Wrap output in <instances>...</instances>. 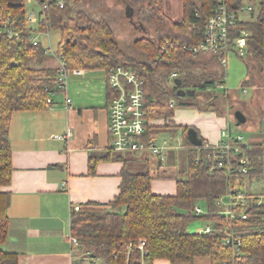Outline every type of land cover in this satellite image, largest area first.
Wrapping results in <instances>:
<instances>
[{
    "label": "trees",
    "instance_id": "obj_1",
    "mask_svg": "<svg viewBox=\"0 0 264 264\" xmlns=\"http://www.w3.org/2000/svg\"><path fill=\"white\" fill-rule=\"evenodd\" d=\"M38 1L45 5L48 21L47 26L40 25L39 28L59 31L61 40L55 52L63 56L65 66L107 70L122 65L144 79V141L155 129L168 126L155 125L153 121L172 120L175 107L169 106L171 97H195L197 92L211 91L223 81L224 74L216 71L218 55L192 54L183 49V46L197 45L202 39L205 23L216 7L215 0H182L183 12L177 20L168 17L162 0H148L146 20L153 28L154 36L135 40L140 57L124 56L113 39L109 22L104 18L93 19L83 10H75L74 4L78 0ZM257 2L255 18L239 20L238 27L250 32L244 56L254 61L253 68L257 72H262L264 0ZM26 3V0H0V264H17V254L1 248L9 228L6 210L10 194L2 187L10 184L12 173L8 139L10 121L15 112L52 105L53 99L51 103L47 102L48 90H54L58 73L57 67L48 63L52 57L45 53V46L40 41L33 43L35 29L27 24ZM225 4L237 16L240 1L225 0ZM9 32L17 36H9ZM165 41L171 45L165 52H160L159 46ZM119 54L124 57L123 62L118 61ZM173 73L177 76L172 78L171 84H166L164 80ZM247 82L244 81L242 87ZM211 95L212 99L203 104V108L216 106L218 95L214 92ZM111 97L107 85V103ZM228 97L227 94L225 100ZM176 105L202 108L186 101ZM188 128H179L182 145L186 148V178H176L175 193L154 194L148 171L123 168L119 193L113 201L106 207L87 204L72 212L70 230L79 242L78 253L84 254V258L99 259L102 264H154L158 259L175 264L190 262L199 256L208 257L210 264H229V251L222 242L221 231L225 218L216 213V200L229 189H237L244 177L264 174V143L254 142L243 148V154L248 158L245 174L214 175L208 173L205 160L210 148H206L204 142L200 146L194 145L188 138ZM115 155L116 160H123L122 154ZM108 158V155L90 157L88 172L94 174L97 163ZM202 200L207 212L197 217L193 206ZM242 209L249 217L236 222L242 242L236 264H264V204ZM197 218L212 221L214 229L207 234L190 232L188 226ZM139 240L145 241L143 256L137 248ZM84 258L81 264H84Z\"/></svg>",
    "mask_w": 264,
    "mask_h": 264
},
{
    "label": "crops",
    "instance_id": "obj_2",
    "mask_svg": "<svg viewBox=\"0 0 264 264\" xmlns=\"http://www.w3.org/2000/svg\"><path fill=\"white\" fill-rule=\"evenodd\" d=\"M239 1L241 7L237 17L240 19L244 8L242 0ZM81 70L80 74H70L66 92L57 93L52 105L15 112L10 121L8 139L12 173L10 184L2 187L10 194L6 210L9 228L1 248L16 253L17 264H81L84 254L78 253L68 240L72 205L106 207L119 193L123 168L148 171L152 176L150 186L154 194L173 195L176 181L173 183L158 177L175 178L181 169L177 168L175 160L179 150H184L185 154L186 148L182 145L179 128L189 126L194 129L202 141L201 145L205 143L209 147L219 141L224 130L223 117H210L214 126L202 122L186 124L180 119L178 110L175 111L176 105L172 120L153 121L155 125L168 126L159 127L149 134L158 142L156 130L176 128L179 131L175 141L163 138L159 142L166 143L164 165L149 151L125 152L121 155L123 160H116L107 132L106 72L104 69ZM65 94L71 99L70 109L65 105ZM222 96L226 95L218 94V98ZM180 97L176 104L184 101ZM197 115H202V112ZM201 119L207 122V118ZM225 121L228 125L229 117ZM227 129L231 132L229 127ZM67 131L71 134L67 141L55 137ZM105 155L110 158L100 160L94 174H90L88 159ZM200 203L206 207L205 201ZM84 260L87 264L89 259ZM154 264L171 263L158 259ZM175 264H210V259L199 256L190 262Z\"/></svg>",
    "mask_w": 264,
    "mask_h": 264
},
{
    "label": "built area",
    "instance_id": "obj_3",
    "mask_svg": "<svg viewBox=\"0 0 264 264\" xmlns=\"http://www.w3.org/2000/svg\"><path fill=\"white\" fill-rule=\"evenodd\" d=\"M28 3H38L40 5L39 14L36 15L33 9H26L27 24L33 30V43H37V33L45 35L48 39L45 45V53L51 55L57 61L58 73L55 79L54 90H48L47 102L51 103L54 96L59 92H66L67 83L70 74H80V68H68L64 64L63 56L57 54L51 46L49 30H40V25H48L45 15V5L40 4L38 0H26ZM216 7L212 10L208 17L203 31V37L197 45L183 49H188L192 54L204 53L214 54L219 57V64H226V55L230 51H235L239 56L246 54L247 39L250 32L244 27H238L240 20L236 14L229 10L225 4V0H215ZM59 6L62 2L59 1ZM247 11H252L251 6L246 7ZM36 26V28H35ZM235 34V35H233ZM9 36L16 33H8ZM171 45L169 41L160 44L159 51L165 52ZM106 82L111 90L112 97L107 103V132L110 138V148L112 151L122 154L125 152H141L149 151L155 155L160 162L166 158V143H157L152 137L147 141L143 140L145 134V111H144V79L134 70L122 65H115L107 68ZM177 74H171L176 77ZM218 86L223 89V95H227V86L224 79ZM246 93V89H242ZM215 95H217L215 93ZM65 105L71 108V99L65 94ZM174 99L169 100V106L175 107ZM70 131L63 135H56L58 139L67 141L70 138ZM242 137L233 135L228 129L221 131L220 139L210 148V155L205 158L208 165V173L214 175H233L245 174L248 170V158L243 154V148L246 147L241 141ZM238 178V177H237ZM262 195L258 193L242 192L239 189H229L225 194L219 196L216 200V213L223 215L225 222L221 228L223 233V244L229 251V264H236L241 255V237L236 226L237 221L245 220L249 214L242 208L251 206H260L264 204ZM80 205H72V212L78 211ZM241 208V209H240ZM207 212V208L200 202L193 206V213L199 217ZM194 222L203 223L197 227V234H207L214 229L212 221L203 219H195ZM68 240L74 249H79V242L72 234L68 235ZM131 248V246H130ZM129 248V249H130ZM137 248L141 251V255L145 254V241L139 240ZM97 259L90 258L88 264H96Z\"/></svg>",
    "mask_w": 264,
    "mask_h": 264
},
{
    "label": "rangeland",
    "instance_id": "obj_4",
    "mask_svg": "<svg viewBox=\"0 0 264 264\" xmlns=\"http://www.w3.org/2000/svg\"><path fill=\"white\" fill-rule=\"evenodd\" d=\"M164 3V11L169 18L177 20L180 18L183 12V1L182 0H162ZM148 0H78L74 4L75 10H83L89 14L93 19L104 18L107 20L113 30V39L115 40L118 49L124 56L140 57V52L135 47V40L138 38L153 37V28L147 23L146 20V8ZM243 10L240 15V19L243 21L253 20L258 12L257 0H242ZM251 6L253 11H245V6ZM246 6V7H247ZM27 10L33 9L36 15L39 14L40 5L38 3H26ZM36 28V26H35ZM50 42L53 49L56 51L58 43L61 40L59 31L55 28L49 29ZM37 40L40 41L44 46L47 44V37L41 33L36 34ZM119 62L124 61V57L120 54L117 55ZM50 65L57 66V61L52 57V60L48 62ZM254 61L250 57L239 56L235 51H230L226 55V64L221 66L217 65L216 71L218 74H224V82L227 86L228 99L225 100V96L219 97L215 102V107L206 106L203 108V103L212 99L213 92L223 94V89L218 86V83L213 90H207L203 93L197 92L195 97L185 96L182 97L186 102L199 104L202 108L196 106L181 107L178 106L175 111L181 115L180 119L185 121L186 124L192 122L191 125H197V122H202L214 126L213 120L210 122V117H223L224 118V129L230 128L232 134L239 135L242 137V143L249 145L254 142L264 143V71L257 72L253 68ZM158 75V72L157 74ZM216 77V76H215ZM173 77L165 79L164 82L171 84ZM248 81L246 86L242 87L244 81ZM242 89H246L247 92L243 93ZM178 98L171 97L175 101ZM216 98V97H214ZM176 101V102H177ZM180 108V109H179ZM242 112L245 116V122L236 124L234 120L235 112ZM202 112V115H197ZM206 116V114H208ZM204 114V115H203ZM229 117V123L227 125L225 119ZM201 118H207V122ZM183 121H180L183 123ZM179 131L176 128L169 129H158L156 134L158 135L159 141L163 138H168L175 141ZM179 136V135H178ZM179 156L176 158L175 163L177 168L180 169V173L177 172L178 179H185V163L186 158L184 150H179ZM210 154H208L209 156ZM166 159V158H165ZM164 161L162 165H164ZM169 164V161H166ZM183 172V173H182ZM175 178H165L176 181ZM237 189L242 192L258 193L262 195L264 201V174L258 176L244 177L239 184ZM196 224V225H195ZM201 222H192L188 226L190 232H195L197 227L202 226ZM89 257L87 259H90ZM99 260L96 264H99ZM88 264V261H86Z\"/></svg>",
    "mask_w": 264,
    "mask_h": 264
},
{
    "label": "water",
    "instance_id": "obj_5",
    "mask_svg": "<svg viewBox=\"0 0 264 264\" xmlns=\"http://www.w3.org/2000/svg\"><path fill=\"white\" fill-rule=\"evenodd\" d=\"M234 118L236 120V124H240V123H244L245 122V116L240 111L234 113ZM187 134H188V138L191 140V142L194 145H198V146L201 145L202 141L198 137L197 132L194 129L189 128L187 130Z\"/></svg>",
    "mask_w": 264,
    "mask_h": 264
}]
</instances>
